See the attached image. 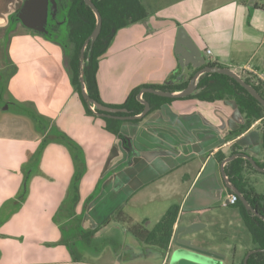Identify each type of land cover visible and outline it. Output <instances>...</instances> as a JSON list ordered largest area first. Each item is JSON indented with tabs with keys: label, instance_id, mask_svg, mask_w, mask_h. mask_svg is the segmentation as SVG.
Instances as JSON below:
<instances>
[{
	"label": "crops",
	"instance_id": "obj_1",
	"mask_svg": "<svg viewBox=\"0 0 264 264\" xmlns=\"http://www.w3.org/2000/svg\"><path fill=\"white\" fill-rule=\"evenodd\" d=\"M141 4L146 21L117 30L99 60L96 79L103 104L120 105L140 86L183 84L206 63L246 76H252L248 69L264 73V4L259 0H141ZM19 9L13 0H0V81L5 80L1 97L10 96L13 107L21 106L18 117L21 110L31 112L39 131L34 134L29 122L4 116L10 110L5 102L0 116V264H167V252L160 257L158 247L138 243L123 228L135 224L126 212L128 205L144 206L160 196L171 201L164 212L178 207L173 233L194 223L203 225L197 233L210 232L215 221L223 247L197 245L218 252L223 264H240L252 245L232 229L238 211L233 208L232 219L226 215L223 202L230 194L221 195L220 162L221 156L231 155L232 145L257 156L262 121L233 136L230 133L244 123L233 100L179 99L140 122L123 123L121 137L113 136L102 121L84 112L71 83L69 46L66 52L22 25L7 33ZM185 45L198 58L184 53ZM197 62L200 66L193 65ZM16 126L23 135L2 130ZM53 129L71 143L50 140ZM74 146L80 149L84 166L74 216L69 218L67 208L59 216L58 210L72 192L77 170ZM37 150L46 165L35 172ZM253 176L246 171V183L255 190ZM217 208L222 214L218 219ZM120 210L130 222L113 220ZM84 232L87 235L80 237ZM112 232L117 239L110 249Z\"/></svg>",
	"mask_w": 264,
	"mask_h": 264
},
{
	"label": "trees",
	"instance_id": "obj_2",
	"mask_svg": "<svg viewBox=\"0 0 264 264\" xmlns=\"http://www.w3.org/2000/svg\"><path fill=\"white\" fill-rule=\"evenodd\" d=\"M68 1V7L65 10V18L66 25L68 26L70 33L68 35L67 46L70 47L69 70L71 74V83L79 97L86 115L92 116L102 121V127L107 133L113 136L121 137L120 127L123 123L140 122L149 114L159 110L162 105L175 100H179L173 98H163L155 96L153 94L144 93L142 95V99L148 102L150 110L141 119L133 121H121L108 117H98L91 110H89L80 94V86L78 82L79 55L84 41L90 35L95 26L96 20L91 9L87 5H85L84 0H64V2ZM91 2L98 10L102 19L101 30L96 41L94 42L92 47L88 46L84 53V82L87 93L93 101L107 107L115 109H126L128 111V113H116L115 115L117 116L137 115L142 112L144 108L143 104H141L137 100V95L141 89L153 88L175 92L182 90L186 86V83L180 85H144L133 89L129 93L125 101L120 105L103 104L100 100L96 79L99 60L105 54L117 30L128 27L135 23L145 22L147 19V13L140 0H91ZM15 15L16 12L11 18L10 25L7 28V33H11L15 26L18 25V23L20 24ZM46 37L53 42H56L54 38H50L48 36ZM209 65L219 66L216 63H212ZM242 79L246 83L252 85L264 99V89L260 85L253 83L249 78L243 75ZM192 98L207 102L224 99L233 100L238 108L239 113L244 118V123L237 130L230 133L233 136L242 133L258 120L264 122V108L252 96H250L244 88H242L233 79L225 75H204L198 82V93L180 100ZM61 136H59V139L61 141L71 143V141L66 136ZM74 147L75 152L73 154V158L76 162L77 170L72 180V192L70 193V197L66 200V202L62 204V206L58 210L59 216L61 212L65 208H67L69 212V218L74 216V207L78 200L76 188L82 174V168L84 166L80 149L77 146ZM238 151L240 150H238V147L234 145L231 150L232 154H235ZM243 153L246 154L247 152ZM245 165L250 170L254 171L246 162V160H244L243 158H236L235 160L228 162L224 166V172L230 182L234 185V187H236L241 192L242 196L246 199L248 204L264 218V194L256 193L255 190L250 187L248 183H246V179L243 175ZM259 166L264 167V164ZM228 193L232 194L229 190ZM232 207L238 211L244 226L250 234L252 249H264V221L256 218L250 212L245 210L239 200ZM177 215L178 207L173 206L163 213L152 230L148 231L142 226L133 224L127 227V231L139 243L146 246L152 245L158 247L161 252H165L173 234V225L176 222ZM113 220L119 223L130 222L129 220H125L124 214L121 210L113 216ZM83 235L86 236L87 233L84 232V234L80 235V237ZM69 240H71V237H69L66 242H69ZM68 245L70 246V244ZM245 255L246 252L244 253L243 257ZM240 264H243V258L241 259ZM247 264H264V254H252L251 256H249Z\"/></svg>",
	"mask_w": 264,
	"mask_h": 264
},
{
	"label": "water",
	"instance_id": "obj_3",
	"mask_svg": "<svg viewBox=\"0 0 264 264\" xmlns=\"http://www.w3.org/2000/svg\"><path fill=\"white\" fill-rule=\"evenodd\" d=\"M84 3L93 12L96 22L92 32L86 38L80 50L78 82L80 86V94L83 101L85 102L87 108L91 110L96 116L108 117L121 121H133V120L141 119L150 110V106L148 102H146L141 98V96L144 93L153 94L155 96L163 97V98L182 99L191 95L195 91L198 78L200 77V75L204 73H216L220 75H225L233 79L264 108V99L260 96V94L255 90V88L252 85L244 82V80L242 79V71H237L235 69L233 70L231 68L220 67V66L204 65L193 75L187 87H185L184 89L172 92L168 90L143 88L140 90V92L137 95V100L144 106L142 112H140L137 115H124V116L115 115L116 113H128V111L126 109H115V108L107 107L93 101L89 97L85 87L84 53L86 48L88 46L92 47L94 42L96 41L101 30L102 19L98 10L91 2V0H84ZM56 7L57 4L55 0H24L22 6L17 11L15 16L24 28L46 36V24H47L48 16L51 14L52 16L51 19L55 18ZM183 52L184 53L188 52L187 54L189 57L197 56L198 58V53L191 46L185 45V49ZM193 61L195 60H192V63H194ZM201 63L202 60L200 64ZM200 64L197 62V65L196 64L193 65L200 66ZM237 157H242L246 159L256 171L264 172V169L258 167V165L255 163V161L252 158H250L248 155H245L243 153H239L232 155L229 158H226L225 160L222 161L220 166V173L222 180L225 186L229 189V191L235 194L239 198L245 210L249 211L253 216L264 221V218L248 204L246 199L242 196L241 192L236 187H234V185L230 182V180L228 179V177L224 172V165ZM202 227H203L202 224L194 223L189 225L188 227L180 226L179 228H177L176 232H174L172 235L169 247L166 251L167 264H223L224 257L220 255L218 252H216L215 250H208L205 247L193 243L192 233L197 232ZM166 252L164 254H166ZM255 253L264 254V249H255L248 251L244 257L243 264H247V260L249 256Z\"/></svg>",
	"mask_w": 264,
	"mask_h": 264
},
{
	"label": "rangeland",
	"instance_id": "obj_4",
	"mask_svg": "<svg viewBox=\"0 0 264 264\" xmlns=\"http://www.w3.org/2000/svg\"><path fill=\"white\" fill-rule=\"evenodd\" d=\"M22 1L19 3L18 0H13V6L15 7V9H19L20 8V6L22 4ZM219 1L226 2L227 0H219ZM259 1L262 2V4H264V0H259ZM19 27L23 28L22 26H19ZM43 36H45V35H43ZM55 41L58 44H60L61 46H63L64 49H65V51L68 52L67 43H65L62 40H58V39H55ZM68 54L65 53L66 56H68ZM3 58H4V60L7 59L6 52L3 54ZM65 58H68V57H65ZM3 62H4V65H5L6 62L5 61H3ZM5 74H6V71L4 69V75ZM4 84H5V80L4 81H0V116L5 113L3 111V108H4L5 104L8 102L9 103L10 110H9V112L5 113L4 116L10 117V120L12 118H15L16 121H18V120H25L26 122H29L30 124H32V131L35 134L36 132L39 131V129H37L35 127V125L37 126L36 118H33L31 112H29V111H25L24 112L23 110H21L22 113L18 117L19 110L22 109L21 106L17 104L16 107L14 106L16 108V111H12V109L14 108L13 107L14 104L12 105V102H11L12 99H11V97L9 96L10 100L9 99L8 100H3V98L1 97L2 96V94H1L2 93V86H4ZM12 121H14V120H12ZM261 126H262L263 135H264V123H262ZM19 128H20V126H18V127L16 126V129L13 128L11 130H6V129H2V130L4 131V133H11L13 135H17V134L23 135V133L17 132V130H20ZM33 128H34V130H33ZM56 134L57 133L55 132V129L50 130V133H49L50 140H57V139H59V136H61V135H56ZM55 137H58V138H55ZM259 144H260V141H259ZM260 147H261V149H260V152L258 153L257 156L261 160V159H263L262 157H263V154H264V148L262 146H260ZM34 158L38 159L36 165L34 166L35 169H36L35 172H38V169L42 166V163H43L42 160H41V154L39 153V150L36 151V153L34 155ZM31 164L33 165L34 164V161H32ZM45 165H46V163L44 161L43 166H45ZM250 174L254 175L252 177V179H251V184L253 185V187L255 188V190L258 193H264V173H261V172H256V173L250 172ZM28 181H29V179H28ZM27 191H28V184H27ZM163 199L164 198H162V196L156 197V199L153 202H151L149 204H144V206H129L128 205L126 212L133 217V219L135 220L134 223L136 225L142 226L146 230H152V228L156 225V223H157V221H158L161 213H163L168 208V205L171 203V201H169V200H163ZM227 208L228 209H225L226 215H227V217L230 216V218L232 219L231 214L232 213L233 214L235 213L234 212V209H233V207H227ZM214 215L218 219V217H221L222 214H221V212L218 211V208H217ZM233 222H234V225H233V228L232 229L236 230V232L239 233L240 238H243L245 243L252 245L250 234H249L248 230L246 229V227L244 226L241 218L239 216H237V218L236 217H233ZM183 223H184V218H182V224ZM213 223L214 224H213V230L212 231L208 232L209 230H205L202 233H196L195 232L196 235H195V237L193 239V243L194 244L196 242H198L196 244H203L207 248L213 247V246L220 247V248L223 247V246H220V244H218V236H219V234H218V223H215V221ZM123 228H124L125 232L128 233V231H127V225H126V227L123 226ZM120 232L123 233L124 231L122 230ZM115 235L116 234L114 232H112V236H111V238L109 240V242H110V244H109L110 249H112L115 246L114 245V240L117 239L116 237H114ZM228 241L232 245H234V241H231L229 239H228ZM70 242H72V241L69 240V243ZM102 242H104V241L102 240L101 243ZM199 246H201V245H199ZM142 250H143V252H145L144 253V255H145L146 252H147V249H145L143 247Z\"/></svg>",
	"mask_w": 264,
	"mask_h": 264
},
{
	"label": "flooded vegetation",
	"instance_id": "obj_5",
	"mask_svg": "<svg viewBox=\"0 0 264 264\" xmlns=\"http://www.w3.org/2000/svg\"><path fill=\"white\" fill-rule=\"evenodd\" d=\"M56 1V4H57V7H56V14H55V18L54 19H51L52 18V16H51V14L48 16V19H47V24H46V36H48V37H50V38H54V39H58V40H62V41H64L65 43H67V40H68V35L70 34L69 33V29H68V26L66 25V12H65V10L67 9V7H68V3H69V1L68 2H64V0H55ZM18 25H20L19 23H18ZM206 66L208 65V66H211V65H209L208 63H206L205 64ZM200 68H197V69H195V70H193L192 72H191V74H190V76H189V78H188V80L186 81V82H184V83H186V86L185 87H187V85H188V83H189V81L191 80V78L193 77V75L199 70ZM210 74H216V73H204V74H202V75H200V77L198 78V81H197V85H196V88H195V91L191 94V95H195V94H197L198 93V82H199V80L204 76V75H210ZM245 77H247V78H249L250 79V81H252L253 83H255V84H257V85H260L263 89H264V87L262 86V84L260 83V82H258V80L254 77V76H246V75H244ZM245 82V81H244ZM184 87V88H185ZM183 88V89H184ZM190 96V95H189ZM188 97V96H187ZM186 98V97H185ZM192 99H195V98H192ZM197 100H199V99H197ZM201 101V100H200ZM262 123H264V122H262ZM263 139H264V135H263ZM262 139V141H261V143H260V146H262L263 148H264V140ZM233 146L234 145H232L231 146V149L233 148ZM260 149H261V147L259 148V151H258V153L260 152ZM243 152H247L245 155H248L250 158H252L254 161H255V163L258 165V167H260V168H262V169H264V167H261V166H259V165H262V164H264V154H263V159H259L258 158V156H254L252 153H250L249 151H246V150H243ZM242 151H238V152H236L235 154H239V153H243ZM235 154H232L231 153V155H229L227 158H229L230 156H232V155H235ZM244 154V153H243ZM258 155V154H257ZM237 158H242V157H237ZM226 158H222V160H221V162L220 163H222V161L223 160H225ZM236 159V158H235ZM235 159H233V160H235ZM244 159V158H243ZM232 160V161H233ZM244 160H246V159H244ZM246 162L251 166V164L246 160ZM227 164V163H226ZM225 166V165H224ZM245 167V170H244V173H243V175H244V178L246 179V177H245V174H246V171H248V172H253V173H256V172H259V171H256L252 166H251V168L254 170V171H252V170H250L246 165L244 166ZM261 173H264V172H261ZM221 176V175H220ZM221 183H222V186H223V188H224V191H223V193L221 194V195H225L226 193H228V188L225 186V184H224V182H223V180L221 179ZM233 194V193H232ZM258 194H264V193H258ZM235 195V194H234ZM225 197V196H224ZM237 197V196H236ZM239 200V198L237 197V201ZM236 201V202H237ZM240 201V200H239ZM224 202H226V201H224ZM235 202V203H236ZM234 205V204H233ZM233 205H229V204H226V205H223V206H226V207H232ZM249 212V211H248ZM257 218V217H256ZM198 232V231H197ZM196 232V233H197ZM194 233H192V235H193ZM170 243V242H169ZM143 245V244H142ZM145 246V245H144ZM145 248V247H144ZM167 249H168V247H167ZM252 250H255V249H252ZM167 251V250H166ZM165 251V252H166ZM250 251V250H249ZM165 252H161V255H160V257H162L163 255H164V253Z\"/></svg>",
	"mask_w": 264,
	"mask_h": 264
},
{
	"label": "built area",
	"instance_id": "obj_6",
	"mask_svg": "<svg viewBox=\"0 0 264 264\" xmlns=\"http://www.w3.org/2000/svg\"><path fill=\"white\" fill-rule=\"evenodd\" d=\"M205 53L208 56L211 55V51L209 49H206ZM246 71L250 72L252 74V76H254L258 80V82H260L262 84V86L264 87V73H260V72H257L255 70H251V69H248ZM236 201H237L236 195L230 194L229 197L227 198V201L223 202V205H226V204L233 205V204H235Z\"/></svg>",
	"mask_w": 264,
	"mask_h": 264
}]
</instances>
